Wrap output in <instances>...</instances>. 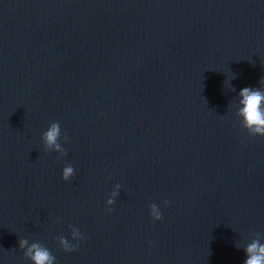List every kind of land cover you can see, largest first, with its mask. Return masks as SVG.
Returning <instances> with one entry per match:
<instances>
[{
    "label": "water",
    "instance_id": "obj_1",
    "mask_svg": "<svg viewBox=\"0 0 264 264\" xmlns=\"http://www.w3.org/2000/svg\"><path fill=\"white\" fill-rule=\"evenodd\" d=\"M262 80L264 0H0V264H31L21 239L56 264H244L264 136L236 113Z\"/></svg>",
    "mask_w": 264,
    "mask_h": 264
},
{
    "label": "clouds",
    "instance_id": "obj_2",
    "mask_svg": "<svg viewBox=\"0 0 264 264\" xmlns=\"http://www.w3.org/2000/svg\"><path fill=\"white\" fill-rule=\"evenodd\" d=\"M264 84V80L261 81ZM237 117H239L241 126L251 136H264V87L253 88L244 86L238 93V108ZM61 136L60 122H53L48 129L43 133L42 139L44 145L48 149H61L58 142ZM64 139L67 140V135L64 134ZM62 155L66 152H62ZM73 167L66 165L61 170V179L64 181L70 180L73 176ZM120 184L117 183L115 188L118 189ZM117 192L114 190L105 201V208L107 211H112V205L115 202ZM168 201H165L167 204ZM149 215L154 221L162 218V211L160 207L152 203L149 206ZM72 239L61 236L58 240L59 247L66 252L75 251L78 247L79 241L84 237L80 230L74 227L71 231ZM75 241V243L73 242ZM151 243V242H150ZM19 247L24 249V256L31 262V264H56V257L51 250L39 242L29 244L26 239L19 240ZM245 260L244 264H264V242L259 238L253 239L244 247Z\"/></svg>",
    "mask_w": 264,
    "mask_h": 264
}]
</instances>
